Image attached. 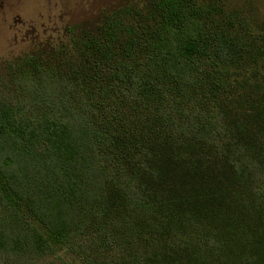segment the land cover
Returning a JSON list of instances; mask_svg holds the SVG:
<instances>
[{
    "label": "trees",
    "instance_id": "obj_1",
    "mask_svg": "<svg viewBox=\"0 0 264 264\" xmlns=\"http://www.w3.org/2000/svg\"><path fill=\"white\" fill-rule=\"evenodd\" d=\"M121 14L0 85V264H264V31L214 0Z\"/></svg>",
    "mask_w": 264,
    "mask_h": 264
},
{
    "label": "rangeland",
    "instance_id": "obj_2",
    "mask_svg": "<svg viewBox=\"0 0 264 264\" xmlns=\"http://www.w3.org/2000/svg\"><path fill=\"white\" fill-rule=\"evenodd\" d=\"M153 0H0V85L29 55L42 61L78 57L85 35L99 33L112 13L122 11L127 24L143 20ZM225 9L241 11L264 31V0H214ZM130 12V13H129ZM41 264H82L62 250Z\"/></svg>",
    "mask_w": 264,
    "mask_h": 264
}]
</instances>
